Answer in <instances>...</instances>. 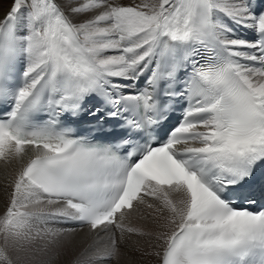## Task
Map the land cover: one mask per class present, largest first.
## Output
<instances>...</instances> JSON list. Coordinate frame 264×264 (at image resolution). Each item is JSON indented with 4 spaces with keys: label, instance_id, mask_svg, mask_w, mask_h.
I'll list each match as a JSON object with an SVG mask.
<instances>
[{
    "label": "snow or ice",
    "instance_id": "obj_1",
    "mask_svg": "<svg viewBox=\"0 0 264 264\" xmlns=\"http://www.w3.org/2000/svg\"><path fill=\"white\" fill-rule=\"evenodd\" d=\"M0 161V264H264V0H11Z\"/></svg>",
    "mask_w": 264,
    "mask_h": 264
},
{
    "label": "bare ground",
    "instance_id": "obj_2",
    "mask_svg": "<svg viewBox=\"0 0 264 264\" xmlns=\"http://www.w3.org/2000/svg\"><path fill=\"white\" fill-rule=\"evenodd\" d=\"M10 4H11V0H0V18L3 17L4 13L7 11L8 6ZM15 168H16L15 164H9L5 166L4 162L0 161V184L4 182L3 181L4 176L14 173ZM5 200L6 197L3 194V190L0 189V212H2L4 209ZM127 222L129 223L130 226L144 227L146 231L149 230V226L146 224V222L140 220L136 213H133L128 218ZM49 227L71 228L72 226L66 225L64 223H55V224H50ZM74 239H75V244L64 252L68 255H76L77 258V256L82 251L85 244L88 242L86 230L84 232H78L75 235ZM125 243L127 248H132L133 246H137V245L142 248L144 246V239L136 236L135 234H131L127 236ZM76 258L74 260H76ZM74 260L70 264H74L75 262ZM124 260H125V264H157V259L154 256L141 255L140 253H137L135 255H127L124 257ZM62 264H66V262H63Z\"/></svg>",
    "mask_w": 264,
    "mask_h": 264
},
{
    "label": "rangeland",
    "instance_id": "obj_3",
    "mask_svg": "<svg viewBox=\"0 0 264 264\" xmlns=\"http://www.w3.org/2000/svg\"><path fill=\"white\" fill-rule=\"evenodd\" d=\"M75 258L76 255H68L63 251L58 257H56L55 264H62L63 262H66V264H70Z\"/></svg>",
    "mask_w": 264,
    "mask_h": 264
}]
</instances>
